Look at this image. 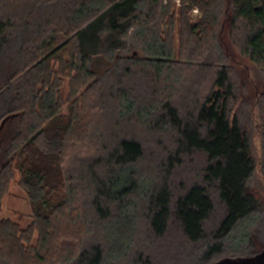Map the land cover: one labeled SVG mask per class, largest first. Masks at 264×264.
I'll list each match as a JSON object with an SVG mask.
<instances>
[{"label":"trees","instance_id":"trees-1","mask_svg":"<svg viewBox=\"0 0 264 264\" xmlns=\"http://www.w3.org/2000/svg\"><path fill=\"white\" fill-rule=\"evenodd\" d=\"M181 1L183 11L203 13L191 37L214 38L227 16L232 26L243 25V51L264 69V0ZM171 8L166 0H0V127L7 119L0 130V210L16 159L21 185L36 204L33 228L44 241L51 215H64L80 199L87 211L78 215L84 223L79 250L64 264H142L143 257L152 264L171 227L197 251L195 259L184 260L176 247L172 264H213L264 249V207L249 187L256 171L252 139L232 117L229 72L217 71L210 91L187 111L172 98L159 99L156 84L174 56L171 26H162ZM71 36L58 47L60 37ZM70 44L71 69L95 94L92 109L104 122L89 136L99 140L94 152L73 151L67 158L81 115L74 102L63 112L62 78L51 60ZM174 84L191 95L182 78ZM146 133L164 149L160 164L148 169ZM261 138L264 155V128ZM197 152L206 157L200 181L176 184ZM261 168L264 174V159ZM62 187L68 191L56 202ZM217 207L222 213L213 225ZM6 225L0 222L1 244L11 230ZM1 244L0 264L24 263L22 241L19 254L7 251L16 242Z\"/></svg>","mask_w":264,"mask_h":264},{"label":"rangeland","instance_id":"rangeland-1","mask_svg":"<svg viewBox=\"0 0 264 264\" xmlns=\"http://www.w3.org/2000/svg\"><path fill=\"white\" fill-rule=\"evenodd\" d=\"M168 2L169 5H172L171 19L162 21V26H171L174 56L164 72L162 84H156L159 99L162 101L165 98H172L177 107L187 111L188 107L196 106L195 100L196 102L198 99L202 100L210 91L217 71L225 68L229 72L235 96L232 117H238L252 139L251 151L256 162V171L250 181V191L264 207V174L261 168L264 159L263 139L261 138L264 128V69L252 62L244 53L242 46L243 25L240 22L237 21L232 26L231 19L224 16L216 38H206L203 35H199L197 38L191 37L194 35L191 34V29L200 24L203 13L198 8L183 11L181 0H168ZM194 10H197V13ZM157 21L159 20L157 19ZM72 37L67 39L60 37L57 40L58 47ZM199 38L201 39L199 40ZM74 53V44H70L51 60L54 72L62 78L61 94L65 102L63 112L68 114L69 107L74 102L76 112L81 115L82 126L70 140V153L66 156L67 158L74 153L73 151L82 154L94 152L99 140L95 137L90 139L89 136L92 134L94 126L102 128L104 122L101 115L92 109L91 101L95 94L88 91L89 87L82 86L83 79L71 69ZM168 74H171V77H168ZM176 78H182L187 86L192 87L191 95H187L184 91H182L183 93L179 92L178 88L175 90ZM147 82L151 83V80ZM92 83L93 81L90 82V84ZM149 86L153 85L149 84ZM73 89L77 90L76 94L72 92ZM169 94L173 97H169ZM145 132L148 131L145 130ZM143 140L146 148V159L143 160V166L147 169L154 168L160 164L164 149L151 141L147 133L143 136ZM164 147L166 148V145ZM205 163L206 157L201 153L197 152L189 156L178 172L179 175L175 178L176 184H179L180 181L185 185L199 182L201 179L199 174ZM20 165L18 159L12 163V179L1 197L0 222L6 223V227L11 230L4 233L5 235L2 232L1 237L4 236L1 239L5 238L6 241L3 240L0 244L1 246H10L9 242H16V246L11 245V249L7 248V251L9 249L13 251V254H17L18 241H22L25 248V252L22 254L23 264H64L66 260L73 258L79 250V237L84 223L78 215L82 210L87 211V209L82 206L80 199H75L70 205L71 207L64 211V215H51V223L47 228L49 235L46 234L44 241V235L42 236L33 228L37 215L36 204L28 197L21 185L23 173L20 170ZM69 184L74 185L75 182L69 181ZM66 191H68L67 187L60 188L56 194V202L65 198ZM57 204L55 203V205ZM51 211H44V213L49 215ZM221 213L222 211L217 207L212 219L213 225L219 221ZM142 216L145 217V214ZM145 223L146 218L142 220V226ZM251 231L254 234V227ZM237 233L236 228L233 237H236ZM13 236L16 238H12ZM230 243L228 244L230 245ZM159 244L160 250L152 258V264H172L171 257L174 255L176 247L182 251L184 260H193L197 257V251L192 249L193 246L177 227H171L168 239ZM145 259L146 257H143L142 264H148ZM127 262L134 263V259H129Z\"/></svg>","mask_w":264,"mask_h":264},{"label":"water","instance_id":"water-1","mask_svg":"<svg viewBox=\"0 0 264 264\" xmlns=\"http://www.w3.org/2000/svg\"><path fill=\"white\" fill-rule=\"evenodd\" d=\"M6 120L3 121L0 130L4 126ZM213 264H264V249L259 254L252 257L225 258Z\"/></svg>","mask_w":264,"mask_h":264},{"label":"built area","instance_id":"built-area-1","mask_svg":"<svg viewBox=\"0 0 264 264\" xmlns=\"http://www.w3.org/2000/svg\"><path fill=\"white\" fill-rule=\"evenodd\" d=\"M167 1H168V0H166V2H167ZM177 1H180V0H177ZM194 12L197 13V10H194Z\"/></svg>","mask_w":264,"mask_h":264}]
</instances>
